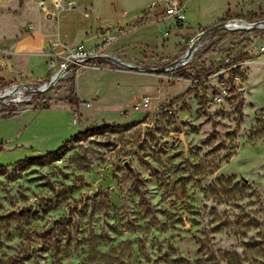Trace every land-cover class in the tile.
<instances>
[{"label": "rangeland", "instance_id": "obj_1", "mask_svg": "<svg viewBox=\"0 0 264 264\" xmlns=\"http://www.w3.org/2000/svg\"><path fill=\"white\" fill-rule=\"evenodd\" d=\"M167 1L13 0L0 3V16L25 21L33 5L55 18L80 7L99 22V40L124 30L111 47L146 67L178 58L212 25L264 19V0H178L186 21L175 24ZM260 47L264 29L221 34L193 68L142 73L155 83L143 88L149 94L118 111L75 102V71L25 103L0 100V264H264ZM224 54L241 65L242 84L218 105L198 65ZM52 75L3 80L0 92ZM143 97L148 109L134 110Z\"/></svg>", "mask_w": 264, "mask_h": 264}, {"label": "crops", "instance_id": "obj_2", "mask_svg": "<svg viewBox=\"0 0 264 264\" xmlns=\"http://www.w3.org/2000/svg\"><path fill=\"white\" fill-rule=\"evenodd\" d=\"M12 1L0 0V3L14 5ZM76 1L78 5L82 3L81 0ZM30 7H34L33 13L25 17V21H8V18L0 16V57L5 65L0 69V79L4 81H41L47 73V62L55 52H63V46L84 44L92 47L101 41L98 37L101 36L99 22L86 15L80 7L58 9L55 18L45 15L42 12L45 8ZM124 42L129 43V37ZM118 50L111 47L113 52L120 53ZM128 55L134 58L131 53ZM149 83L155 84L142 73L92 69L77 76L74 93L80 103L90 102V108L95 105L97 111L105 113L128 107V103L140 94L148 95L143 88ZM152 102L156 103L154 97Z\"/></svg>", "mask_w": 264, "mask_h": 264}, {"label": "built area", "instance_id": "obj_3", "mask_svg": "<svg viewBox=\"0 0 264 264\" xmlns=\"http://www.w3.org/2000/svg\"><path fill=\"white\" fill-rule=\"evenodd\" d=\"M40 5L44 6L43 2ZM61 4L55 2V6L59 7ZM45 7V6H44ZM164 12L168 18H171L175 24H180L186 21L185 10L181 6L178 0H169L164 5ZM264 19L256 21H247L241 18H233L229 20L222 21L224 25L216 27L218 24L212 25L207 29L199 32L190 41L186 51L180 55L178 58L173 59L167 64L158 67H146L137 63H134L133 59H128V54L126 53H116L111 51V46L120 36L125 32L122 29H116L115 31H109L105 33L101 41L92 46L86 47L84 44H77L75 46L66 47L63 46V52L54 53L52 58L47 62L46 68L47 72H53L50 80L40 85L37 88H32L24 83L13 82L8 88L19 87L24 88L25 91L22 93V100L15 101L14 97L5 96L1 98L5 103L20 104L25 103L31 99L32 95L45 93L53 89L59 81L66 75L75 71L76 74H81L87 70L99 69V70H112L120 69L124 71H138L141 73L154 72L159 73L163 77L166 73H179L184 69H189L194 67L195 58L198 55L199 50L207 43L214 44L220 38L221 34L233 33L237 31H254L264 29ZM246 24L245 27L242 25ZM170 36V31L166 30L163 33V37L167 38ZM203 41L201 42V40ZM192 48L191 54L186 56L188 48ZM260 50H264L260 47ZM1 40H0V54H1ZM2 57H0V69L4 68L5 65L1 63ZM130 61H128V60ZM62 60L64 65L56 69L58 62ZM175 62V63H174ZM241 65L235 63L233 58L229 54H224L217 59L206 58L201 64L198 65V69L201 71L200 78L198 82H204L207 86L211 87L210 99L212 102L221 105L225 104L227 99L234 94L235 89L242 84V76L239 69ZM162 67V71H154L156 68ZM148 69H153L149 71ZM174 79H180V77H171ZM55 80L52 87L50 83ZM8 88H6L4 93ZM39 89L40 91H36ZM30 93V97H26L27 93ZM90 106V102H85ZM150 101L148 97H143L140 103H137L133 109L136 111H142L148 109ZM77 122V119H75Z\"/></svg>", "mask_w": 264, "mask_h": 264}, {"label": "bare ground", "instance_id": "obj_4", "mask_svg": "<svg viewBox=\"0 0 264 264\" xmlns=\"http://www.w3.org/2000/svg\"><path fill=\"white\" fill-rule=\"evenodd\" d=\"M243 27L246 26V24L242 25ZM25 91L24 88H19V87H13V88H8L4 93L0 94V99L5 98V96L8 97H14L15 101H21L22 100V93Z\"/></svg>", "mask_w": 264, "mask_h": 264}, {"label": "water", "instance_id": "obj_5", "mask_svg": "<svg viewBox=\"0 0 264 264\" xmlns=\"http://www.w3.org/2000/svg\"><path fill=\"white\" fill-rule=\"evenodd\" d=\"M262 22H264V21H262ZM222 25H224V24L223 23H220L216 27L222 26ZM191 51H192V48L191 47L188 48L187 53H186V56H189L191 54ZM148 70L149 71H153V69H148ZM162 70H163V68L160 67V68H156L154 71H158L159 72V71H162ZM54 83H55V80H52L49 87H52ZM36 91H40V90L39 89H36Z\"/></svg>", "mask_w": 264, "mask_h": 264}, {"label": "trees", "instance_id": "obj_6", "mask_svg": "<svg viewBox=\"0 0 264 264\" xmlns=\"http://www.w3.org/2000/svg\"><path fill=\"white\" fill-rule=\"evenodd\" d=\"M0 83H4L2 79H0ZM77 101H79V99L76 98L75 102H77Z\"/></svg>", "mask_w": 264, "mask_h": 264}]
</instances>
